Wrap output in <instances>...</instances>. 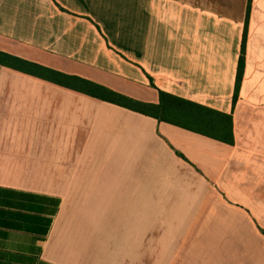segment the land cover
Here are the masks:
<instances>
[{
    "label": "crops",
    "instance_id": "0c3cea01",
    "mask_svg": "<svg viewBox=\"0 0 264 264\" xmlns=\"http://www.w3.org/2000/svg\"><path fill=\"white\" fill-rule=\"evenodd\" d=\"M235 1L0 0V50L234 133L0 64V264H264V0Z\"/></svg>",
    "mask_w": 264,
    "mask_h": 264
},
{
    "label": "trees",
    "instance_id": "16d2710c",
    "mask_svg": "<svg viewBox=\"0 0 264 264\" xmlns=\"http://www.w3.org/2000/svg\"><path fill=\"white\" fill-rule=\"evenodd\" d=\"M248 7L250 8V1ZM0 64L153 116L158 120L171 122L228 143L234 142L233 118L231 114L176 96L164 90H158L159 102L152 103L129 97L90 79L68 74L2 50H0ZM243 66L244 55L242 54L239 60L235 98L238 94Z\"/></svg>",
    "mask_w": 264,
    "mask_h": 264
},
{
    "label": "rangeland",
    "instance_id": "374dc122",
    "mask_svg": "<svg viewBox=\"0 0 264 264\" xmlns=\"http://www.w3.org/2000/svg\"><path fill=\"white\" fill-rule=\"evenodd\" d=\"M217 4H220V3H217ZM226 6L228 8H238L239 7V3L237 1H235V0H227ZM223 7H225V6H223Z\"/></svg>",
    "mask_w": 264,
    "mask_h": 264
}]
</instances>
